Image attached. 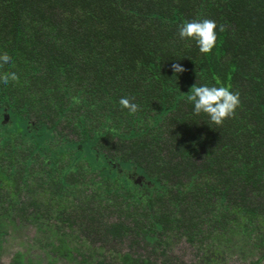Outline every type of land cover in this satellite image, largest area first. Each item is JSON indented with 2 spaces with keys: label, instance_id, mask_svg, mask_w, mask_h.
<instances>
[{
  "label": "trees",
  "instance_id": "obj_1",
  "mask_svg": "<svg viewBox=\"0 0 264 264\" xmlns=\"http://www.w3.org/2000/svg\"><path fill=\"white\" fill-rule=\"evenodd\" d=\"M202 19L217 25L208 54L178 34ZM0 55V81L16 75L0 83L3 140L16 119L27 150L0 256L24 225L46 256L28 246L7 264H186L174 239L192 264H264V0H0ZM200 84L239 93L233 115L194 113ZM128 239L144 252L103 259Z\"/></svg>",
  "mask_w": 264,
  "mask_h": 264
},
{
  "label": "clouds",
  "instance_id": "obj_2",
  "mask_svg": "<svg viewBox=\"0 0 264 264\" xmlns=\"http://www.w3.org/2000/svg\"><path fill=\"white\" fill-rule=\"evenodd\" d=\"M178 34L182 40L195 41L199 51L208 54L216 44L217 25L215 21L208 19L186 21L179 26ZM9 63L10 58L7 55H0V64L7 66ZM172 69L174 73H182L185 70L176 63L172 64ZM15 79V73H11L0 83L7 84L9 80ZM187 100L191 103L194 113L206 114L210 121L217 125L231 117L240 103L239 93L233 92L228 87L208 84L192 87ZM119 104L130 113L137 111V104L131 102L128 97L122 96Z\"/></svg>",
  "mask_w": 264,
  "mask_h": 264
},
{
  "label": "flooded vegetation",
  "instance_id": "obj_3",
  "mask_svg": "<svg viewBox=\"0 0 264 264\" xmlns=\"http://www.w3.org/2000/svg\"><path fill=\"white\" fill-rule=\"evenodd\" d=\"M0 108V227H3L4 221H6V223L9 222V220H4V216L7 214V212L11 211L12 213H14L15 211V207L8 210L3 209L4 199L6 198L5 196L18 195L17 193L21 187L22 182L25 180V178H27L26 175L21 174V171L24 172V170L26 169L21 161L22 158L27 154V150L24 145H21L18 142L17 136L14 137L15 132L19 130V125L16 119L15 123H13V127L11 128V131L13 132L12 139L15 142H4V133L2 135V130L4 129V125L10 124V117L9 114H7L8 112H6L7 108ZM38 123L39 120L30 118L28 120L27 126L34 130V127L37 126ZM28 166V168H32L33 172H37L41 168L40 165H36L35 162L29 163ZM23 227L31 228V226L26 225H24ZM19 230H16L14 232H18ZM3 244L4 241L2 245Z\"/></svg>",
  "mask_w": 264,
  "mask_h": 264
},
{
  "label": "rangeland",
  "instance_id": "obj_4",
  "mask_svg": "<svg viewBox=\"0 0 264 264\" xmlns=\"http://www.w3.org/2000/svg\"><path fill=\"white\" fill-rule=\"evenodd\" d=\"M79 162H82L79 160ZM78 163V162H77ZM75 169V168H74ZM73 169V171H74ZM139 177L135 179L136 182H138ZM11 230V232H10ZM8 230V235L4 237V254L0 256V264H7L11 254L16 250H24L30 247L31 239L35 233L34 228H28V227H21V229L18 232L12 231V229ZM174 244L172 245L171 254L179 258L180 260L184 261L186 264L194 263L196 259L194 258L195 248L188 245L184 240H177L174 239ZM130 240H123L122 242L117 241H109L103 246V253H104V260L109 262L112 258H110V254L115 253V251L118 252H135V253H142L144 252L140 247H134L131 248L129 245ZM28 243V245H27ZM100 245L98 242L96 246ZM49 250V248H48ZM146 250V249H144ZM29 255L33 258H42L43 261H45L46 256L45 254L35 247L29 248ZM195 259V260H194ZM194 260V261H193ZM193 261V262H192ZM57 264H67L64 260L59 259Z\"/></svg>",
  "mask_w": 264,
  "mask_h": 264
}]
</instances>
